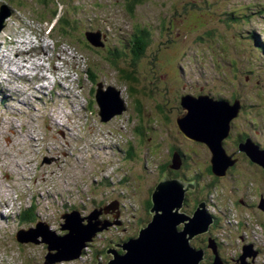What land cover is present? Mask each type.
<instances>
[{
  "label": "rangeland",
  "instance_id": "374dc122",
  "mask_svg": "<svg viewBox=\"0 0 264 264\" xmlns=\"http://www.w3.org/2000/svg\"><path fill=\"white\" fill-rule=\"evenodd\" d=\"M132 2L0 0V6L6 3L13 12L0 32V72L6 65L31 72L27 54L21 53L18 66L14 56H20L23 46L44 44L49 69L57 67L62 75L70 70L68 79L58 77L52 91L38 94L45 97L41 101L28 99L30 91L22 97L17 93L29 106L0 91V264H45L46 246L19 244L17 230L42 221L62 235L63 214L77 210L86 216L94 207L117 200L120 225L98 233L83 249L82 260L53 263L106 264L112 258L108 248L135 238L151 220L149 195L164 176L199 178L210 210L222 224L213 235L230 246L222 252L226 259L234 255L237 242L236 229L224 226L227 214L228 223L240 220L234 213L256 220L230 203L244 196L236 180L264 192L262 168L244 164L245 158L231 177L213 182L206 172L204 143L185 138L176 128V117L185 94L237 100L240 111L231 128L264 147V0ZM90 31L100 34L101 47L86 40ZM137 31L147 33L148 46L135 58ZM0 80L1 89L14 90ZM97 82L119 90L126 105L107 122L98 116ZM174 151L182 155L179 171L169 168ZM260 220L264 224V215ZM190 244L204 248L207 241L196 237Z\"/></svg>",
  "mask_w": 264,
  "mask_h": 264
},
{
  "label": "water",
  "instance_id": "95a60500",
  "mask_svg": "<svg viewBox=\"0 0 264 264\" xmlns=\"http://www.w3.org/2000/svg\"><path fill=\"white\" fill-rule=\"evenodd\" d=\"M11 15V8L2 3L0 32L6 27L7 19ZM99 36V33L92 31L85 34L86 40L95 47L102 46L98 42ZM94 98L101 122H107L126 110L120 91L113 86H106L104 89L103 84L98 82ZM180 105L181 115L176 118L179 131L184 137L204 143L208 147L211 153V173L215 177H223L236 162L225 153L222 141L228 136L230 121L238 115V101L229 105L225 101H214L206 95H184L180 98ZM238 149L252 163L264 169V149H260L250 139L240 143ZM44 161L49 162L47 159ZM179 167V156L174 155L170 168L176 170ZM189 188H193V185L177 179L164 177L159 181L151 194L153 206L150 208V222L138 231L136 238L107 249L106 253L112 254L107 264H203L204 251L194 248L190 242L208 232L213 217L204 203L197 206L192 216L180 212L184 195ZM260 208L264 210V201H261ZM102 210L104 208L94 209L86 217H81L77 210L62 215L64 223L61 224V231L66 232L62 235L51 230L46 223L38 222L34 228L18 230L14 238L19 244L45 245V264L75 261L98 233L115 225L114 222L99 219ZM180 225H183L181 230L178 229ZM208 247L214 254L212 264H222L212 240Z\"/></svg>",
  "mask_w": 264,
  "mask_h": 264
},
{
  "label": "flooded vegetation",
  "instance_id": "af4514ba",
  "mask_svg": "<svg viewBox=\"0 0 264 264\" xmlns=\"http://www.w3.org/2000/svg\"><path fill=\"white\" fill-rule=\"evenodd\" d=\"M231 127L232 125H230V131L228 133V136L222 141V146L226 154L231 155L233 157V160H237V163L234 164L231 168H229L223 177H215L211 173V170H210L211 153L208 147L205 144H203L206 150V153L204 156V162L206 164V172L213 182H220L221 180H224L229 175L231 177V175L235 173L236 168L240 164V162L245 158L248 159L243 152L239 151L238 146L240 143H243L246 141V139H250V138L248 137L247 134L240 135L239 133H235L236 132L235 128H231ZM176 128L178 129L177 125H176ZM231 141L232 142L234 141V143H236V145L233 146V148H236L235 150L231 148L230 145L228 144V142H231ZM174 155L179 156L180 164H181L180 167L176 170L170 168ZM181 158H182V155L180 151H174L170 158L169 168L173 171L181 170L183 167ZM248 160H245L244 164H247L250 167L254 166L252 162ZM261 170L264 173V169L262 168ZM171 179H177V180L182 181L185 184L193 185V188H189V191H187L184 195L183 204L180 209L181 213H184L185 215H188V216H192L197 206L200 203H204L206 210L213 217V223L210 225L208 232L197 236L207 241L206 247L196 248V249H202L204 251V257L202 261L203 264H212L214 260V254L212 250L208 247L210 240L214 242L216 246V249H215L216 253L219 259L221 260L222 264H259V261L262 258H264V248L262 249V247H264V235H263L264 224L262 220H260V217L264 215V210L260 208L261 201H264V192L260 191V189H257V188H251V186L254 185L252 183H251V186L248 187V186H244L246 182L241 183L239 180H236V184H237L236 188L241 189L244 196L234 200L233 203H230V206L231 208H234V205L243 207L245 210L249 212L248 213L249 216H254L256 220L242 219L240 216H237V214L234 213L233 217L236 220L240 218V220L228 223L229 213L227 214L225 218L227 220V224H224V226L236 229L235 233L237 234V242H236V246L233 245V248L235 250L234 255L231 256L229 259H226L222 255V252L230 248V246L226 245L224 242L221 243L219 239L217 238V236L213 235V230L220 227L222 224L217 215V212H212L210 210L211 206L209 204V200L204 196V194L207 192H202V188H200L201 184L199 183V178L193 179L191 181H185L183 178L176 176ZM206 187H208V185ZM209 187L213 188L212 184L209 185ZM152 191L149 195L150 201H151ZM250 194H253V196H256V198L255 199L244 198V197H248ZM150 201L148 200L147 202L148 208L150 207L149 205ZM224 206H225V203L223 207ZM103 207H104V210H102L99 219L101 221H108L111 223L114 222L115 224L120 225L121 218L119 219V216H120L119 202L117 200H114L112 202L102 203V206L100 204L97 207H94V209H100V208L102 209ZM231 208H229V206L226 205L227 210H231ZM182 228H183V225H180L178 227L179 230H181ZM257 228H259V230ZM260 240L262 241L263 245L262 243H260ZM208 251H210V253Z\"/></svg>",
  "mask_w": 264,
  "mask_h": 264
},
{
  "label": "trees",
  "instance_id": "16d2710c",
  "mask_svg": "<svg viewBox=\"0 0 264 264\" xmlns=\"http://www.w3.org/2000/svg\"><path fill=\"white\" fill-rule=\"evenodd\" d=\"M138 0H133L132 3H137ZM130 10V9H129ZM63 22V21H62ZM64 23H66V21H64ZM64 32H66V30H64ZM146 35L147 33L145 31H137L134 35V40H136V44L134 45V48H133V54L135 56V58H138L140 57L144 50L146 49V47L148 46V40L146 39ZM91 75V78L92 80L94 81L95 80V77H93V74L92 73H89ZM127 78H130V75L129 74H126L125 75V79ZM95 91V90H94ZM150 207L151 208L153 205H152V202L150 201ZM179 227V226H178ZM136 238V237H135ZM127 241V240H126ZM125 242V241H124ZM123 243V242H122ZM116 244V243H115ZM114 244V245H115ZM89 244H87L88 246ZM111 248H114V247H111ZM109 249V248H108ZM119 250V249H118ZM121 251V250H120ZM119 252V251H118ZM119 253H122L119 252ZM107 264V263H106Z\"/></svg>",
  "mask_w": 264,
  "mask_h": 264
},
{
  "label": "bare ground",
  "instance_id": "6f19581e",
  "mask_svg": "<svg viewBox=\"0 0 264 264\" xmlns=\"http://www.w3.org/2000/svg\"><path fill=\"white\" fill-rule=\"evenodd\" d=\"M36 41H37V40H36ZM16 54H18V53H16ZM16 54H15V55H16ZM18 55H19V54H18ZM4 56H5V55H4ZM20 57H21V53H20V56H19V57L14 56V59H15L16 62H17V64H16V62L13 61V64H14V65H17V66H18L19 63H22V62H20ZM63 57H64V56H63ZM8 58H9V57H8ZM64 58H65V57H64ZM67 58H68V57H67ZM5 60H6V59H5ZM9 61H10V60H9ZM9 61H8V62H9ZM66 61H67V60H66ZM37 64L40 65V63H37ZM12 67H13V66H12ZM15 68H16V67H15ZM15 68H14V69H15ZM18 68H19V67H18ZM20 68H24V67L22 66V67H20ZM25 68H26V67H25ZM25 70H26V69H25ZM56 70H57V69H56ZM3 84H4V85H7L6 81H4ZM95 86H96V83H95ZM45 90H47V87H46V88H43V90H42V89H41V90H38L37 93L40 94V95H41V94H44V95H45V93H44ZM94 90H95V89H94ZM0 91H1L2 95L5 96L4 93H8L10 90H8V89H6V88H5V89H1V88H0ZM12 92H13V95H12V96H11V95H8V98H9L11 101H14L15 103L18 102V103H20V104H21V103H27V102H25V101L22 100V99H18L19 97H18L17 93H19V94L21 93L19 90H13ZM27 95H28V94H27ZM40 95H38V96H32L31 98H28V99H32V101H34V97H37L39 100H35V101H41V100H43V98H45V97L42 96L43 98H41ZM22 96H24V94H22L21 97H22ZM14 97H15V98H14ZM28 97H29V96H28ZM2 99H3V98H2ZM30 101H31V100H30ZM32 101H31V103H32ZM35 101H34V102H35ZM2 102H3V100H2ZM35 103H36V102H35ZM26 106H27V105H26ZM26 106H24V107H26ZM28 106H29V105H28ZM28 106H27V108H28ZM0 208H1V207H0ZM111 208H112V207H111ZM1 214H2V213H0V217H3Z\"/></svg>",
  "mask_w": 264,
  "mask_h": 264
}]
</instances>
